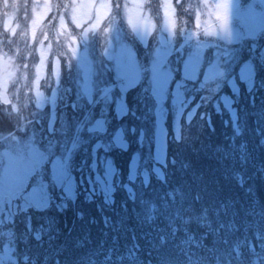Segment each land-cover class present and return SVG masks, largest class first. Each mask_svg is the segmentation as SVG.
Here are the masks:
<instances>
[{
  "label": "trees",
  "instance_id": "trees-1",
  "mask_svg": "<svg viewBox=\"0 0 264 264\" xmlns=\"http://www.w3.org/2000/svg\"><path fill=\"white\" fill-rule=\"evenodd\" d=\"M35 1L0 0V264H264V30L249 38L241 26L238 41L233 28L242 24L234 23L215 32V53L202 56L182 45L176 31L160 57L178 71L159 100L151 93L157 89L153 77L148 79L159 58L155 34L152 45L139 42L127 17L111 4L103 20L106 40L93 50V41L86 44L77 29V15L63 19L64 0H56L55 13L32 36L22 25L37 14ZM159 1L163 9L170 6ZM228 4L235 13L264 9L262 0ZM227 5L200 0L188 14L212 20ZM172 8L174 20L182 22L177 16L185 13ZM116 17L123 32L111 26ZM71 25L80 55L85 51L91 58L88 82L75 64V46L65 40ZM42 41L52 49L43 52L47 64L40 79ZM198 55L196 78L209 82L213 69V94L200 95L183 72ZM120 58L135 63L138 82L128 89L117 67ZM18 59L34 65L29 79H19ZM142 63L147 75L141 79ZM177 80L184 98L175 102ZM75 96L76 106L65 101ZM119 102L126 108L122 116ZM73 109L87 111L88 120L71 117ZM163 113L167 144L160 155L156 128ZM75 135L83 140L77 143ZM34 151L50 159V172L40 175L38 168L26 171L22 183L20 175L11 181L9 160Z\"/></svg>",
  "mask_w": 264,
  "mask_h": 264
},
{
  "label": "rangeland",
  "instance_id": "rangeland-1",
  "mask_svg": "<svg viewBox=\"0 0 264 264\" xmlns=\"http://www.w3.org/2000/svg\"><path fill=\"white\" fill-rule=\"evenodd\" d=\"M39 1H41V3L40 4L36 3L38 5V9L36 11L37 14L33 17L32 22L29 24V26L24 27L22 25L23 28H30L29 32H30V34H32V36H35V34L40 31L39 24L41 21L44 20V18L47 16V14L50 12L55 13L54 7H56V5L58 3V2H56V0L55 1L54 0H39ZM74 1L76 2V4L74 3ZM199 1L200 0H197L196 3ZM221 1H222L223 5H226L228 2L227 0H221ZM131 2H132V5H130V6L128 5V7L126 8V6L121 7L122 4L124 3V0H121V4H120L121 5L120 6L121 14L123 15V17H127L128 22H129L130 31L131 32L133 31V33L139 37L140 42L142 44H144L146 46L148 44L149 45H152V44L155 45V42L157 43L156 51H158L157 57H159V58L155 59L154 65H153L154 68H153L152 75L148 74V79L150 77H153V79L150 78L151 84L153 87H157V89L152 90V92H151L152 95H155L156 98L159 100H164L166 98V93L164 92V88H166V90L168 89L172 80L175 78V72L178 71V68L176 65L167 64L165 62V58H162V57L164 55H167L168 51L165 53V50L167 49V47L168 48L172 47L171 45L173 44V42L175 40L173 39V37H171L169 41L167 38H165V39L161 38L162 44H160L158 42L159 41V34H158L154 43L150 44L149 36L153 32L154 24L161 26V24H162L161 22H162V20H164L163 21V29H162V27H159L162 34L167 32V31H168L167 33L171 34V33H173L174 29L178 30L184 24L181 27L182 31L175 35L177 37H180V35H181V38L183 36L184 39L182 38V41H183L182 45L194 46L195 53L201 54V56L207 52H209L212 55V53L214 54L216 49H217L216 42L212 41V39L214 38V34L216 31L226 30L231 25L230 24L231 21H229V19L231 18V15H232L231 10L233 8V5L228 4L226 8H222L220 10V15L222 16L220 23H214L210 19L199 16L196 18L197 19L196 24L194 23V25L187 26L185 24V22L190 19L191 15L188 13L193 12V6L189 5L184 0H167V2H166L168 4L173 5L175 7L176 11L185 13V15L181 19L179 18V16H177V19L182 21V22H176L174 20L173 16L171 15L170 9H167L166 12L163 11L162 5H161L162 2L159 0H148L146 2V5H145L143 12H142V0H131ZM70 3H72V4H70ZM60 5H62L63 8L67 9L66 13L63 16V19H65V18L69 19L70 17H74L75 15H77L78 20L77 19L75 20L77 22L76 23L77 25L76 24L75 25L77 26L78 31L79 30L82 31L81 36L83 38V41L86 44H89L91 41H93L90 43V46H91V48H93V50H96L98 48L97 44H99L101 42L102 38L107 34L106 31L109 30V29H107V30L105 29V32L103 30V27L105 24V23H103L104 22L103 20L105 18L107 19L109 17V13H110L109 7L112 8L111 4H109V0H73V2H70V0H64L63 2H60ZM150 8H152V10L155 13L154 20H151V18H150ZM225 14H230V15L226 16ZM214 15H216L215 11H214ZM242 18L244 19V22H245L244 25L245 26L247 23L245 32H241V33H243L244 36H249V38H251L253 36V38H254L256 35H259L260 33L263 32V30H264V9H263V11H258L254 8L250 9V10L247 9V11L242 12ZM116 20H118L117 17L114 18V21H113L111 26L112 27L114 26L115 30L121 32L120 28H118L116 26L117 23L119 22V20H118V22H116ZM199 22H203L205 24L200 25ZM244 25H239L238 27L233 28L234 35L238 36V30L237 29L241 28V26L243 27ZM70 27L71 28L66 33L65 40H66L67 44L71 40L70 45L73 44L75 46L76 52H74L75 54H73V55L77 60H79V61H75V64H80L78 66H80L84 69L85 72L83 73V76L87 79V82H88V79H90L89 77H90L91 71H90V67H89L90 62H89V66H88L87 61H89L91 58L87 55V52H85V51H83V55H80L79 50H78V43H77L78 39H77V37H75L77 35L78 31L76 30L74 32L72 30V25ZM191 28H193V29H191ZM22 31L25 33L24 29ZM235 32H237V33H235ZM185 33H186V35H185ZM245 38H248V37H245ZM105 40H106V37H104V41ZM239 40H240V36H238V41ZM94 43H95V46L93 47ZM49 48L50 47L48 45H44V44L39 45L40 58H38L37 67H36V75H38V78H40V77L42 78V76L45 75V67H46L47 62H46L43 50L44 49L50 50ZM108 54H109L108 55L109 57H107V58L110 59V57H113V55L111 53H108ZM161 55H163V56L160 57ZM105 56H106V54H105ZM198 60H200L199 55H198V59H196V58L191 59V61L189 63H187L183 66V72L186 70L185 73L187 75H185V76H187L191 80V82H192L191 84L194 86L195 90H198L200 92V95L204 92H206V94H209V93L213 94V93H215V91L217 89V87L214 86V81H213V79L215 78L214 76H216V75L214 74V71H212L213 69L209 66V68L212 69L211 75H210V71H209V73H207V75L213 76V77L208 78V80L210 79V81L207 83H206L207 78L202 79V81L200 82V80H198L196 78L197 71L199 70ZM58 63H59L58 60L55 61V63H54L56 76H58V74L60 72V71L58 72V70H57ZM59 65H60V63H59ZM28 66H31V65L27 63V67ZM117 67L121 72L120 73L121 77L126 81L127 89L134 86L135 84H137L138 76H137V71L135 68V63H134V60L132 58H130L128 60H124L123 58L118 59ZM248 67H250L249 65L246 66V68L250 69ZM65 69H68V65L65 66ZM141 70H142V75L140 77L142 79L145 75H147V71H146L145 65L143 63H142ZM29 77H30V75H28L26 78L29 79ZM40 79L38 81H40ZM217 80L220 84L222 77H217ZM180 82H181L180 80H177L176 87L172 89L174 91L173 98L177 99L175 102H178V100H181L183 97L182 94H180V92H179ZM213 87H214V91H213ZM88 91H89V89H87L86 93H88ZM38 96H39V94H38ZM89 96H90V98L92 97L91 95H89ZM109 97H111V96L105 97V100H107ZM5 103H6V100L4 101V104ZM119 103H120V108L119 109L117 108V112L122 116V115H124L126 108H125V106L122 107V102H119ZM43 105H44V103H43ZM168 113L171 114V112H168ZM183 113H184L183 109H180L178 111V115L176 116L177 120L175 122H176V130L177 131L179 130L178 129L179 128V119ZM74 115H78L83 122H86L89 118L88 112L82 111L81 109H77L74 112ZM191 115L192 114H190L189 117ZM162 119H163V121L158 120V125L156 128L157 137H158L157 146H158V148H160L162 150L160 155L164 154V149L166 148V144H167L166 126H165L167 123L166 113H163ZM103 123L104 122L99 121V123L97 125H103ZM80 129H82V128H80ZM177 134H178V132H177ZM76 135H77V133H76ZM76 135L74 138L75 141L77 143L79 141L81 142L83 140V137L78 138V136H76ZM76 142L73 143L72 148L73 147L75 148V145L77 144ZM33 153L34 154H31V155H28V154L25 155L22 159L19 158V159H14L12 161L9 160L11 162V169L7 170V175L10 176L11 181L15 182L16 177L18 175H20L19 183H22V180H23L22 176L26 177V171L31 173V172H35V171L39 170L38 168H40V171H41L40 173H38L40 175H42L44 172H50V169H48L46 167L47 164L50 163V159H47L45 154H39L35 151ZM42 163H44V165ZM56 166H53V169L55 167V170H56ZM41 167H42V169H41ZM55 170H54V174H55ZM19 186H21V185H19Z\"/></svg>",
  "mask_w": 264,
  "mask_h": 264
},
{
  "label": "clouds",
  "instance_id": "clouds-1",
  "mask_svg": "<svg viewBox=\"0 0 264 264\" xmlns=\"http://www.w3.org/2000/svg\"><path fill=\"white\" fill-rule=\"evenodd\" d=\"M72 27H73V31L75 32L76 30H75L74 26H72ZM32 67H34V65L26 67L24 59H18V62L14 64V68H15V70L18 74V77L21 81H23V79L30 74Z\"/></svg>",
  "mask_w": 264,
  "mask_h": 264
},
{
  "label": "water",
  "instance_id": "water-1",
  "mask_svg": "<svg viewBox=\"0 0 264 264\" xmlns=\"http://www.w3.org/2000/svg\"><path fill=\"white\" fill-rule=\"evenodd\" d=\"M8 202H9V199H8Z\"/></svg>",
  "mask_w": 264,
  "mask_h": 264
}]
</instances>
